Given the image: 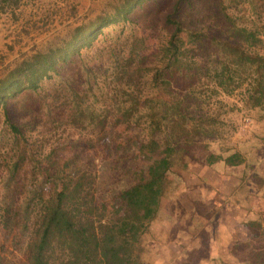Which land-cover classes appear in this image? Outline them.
Listing matches in <instances>:
<instances>
[{
	"label": "rangeland",
	"instance_id": "rangeland-1",
	"mask_svg": "<svg viewBox=\"0 0 264 264\" xmlns=\"http://www.w3.org/2000/svg\"><path fill=\"white\" fill-rule=\"evenodd\" d=\"M117 2L0 0V78ZM173 2L149 0L58 67L52 80L64 88L69 83L78 95L63 88L51 99L46 89L30 97L29 115L21 104L9 110L17 125L33 119L35 143L22 144L0 113V220L7 209L20 219L10 230L0 223V264H26L35 214L51 206L61 186L87 183V174L104 221L127 213L138 223L131 264H264V78L252 64L217 55L207 37H236L237 28L256 26L255 50L264 58V0L181 3L180 18L207 31L198 42L179 33L187 58L182 68L157 48L167 20L179 19ZM166 92L181 96L186 115L165 113L152 131L150 115L157 117ZM195 122L206 133L195 131ZM168 144L177 152L154 180L155 160ZM234 152L241 159L236 165L210 157Z\"/></svg>",
	"mask_w": 264,
	"mask_h": 264
},
{
	"label": "trees",
	"instance_id": "trees-1",
	"mask_svg": "<svg viewBox=\"0 0 264 264\" xmlns=\"http://www.w3.org/2000/svg\"><path fill=\"white\" fill-rule=\"evenodd\" d=\"M149 0H118L112 7L110 13L98 15L91 21L80 24L73 28L69 36L61 40L59 44L51 45L45 50H39L20 62L7 74L0 78V113L4 115L5 123L10 130L23 143L32 142V131L35 125L30 121H24L22 125L13 123L9 116V110L16 104H21L22 109H26L29 115L31 109L29 105L30 97L37 96L46 89H51L49 98L55 99L63 90V84H58L54 80V75L58 74V67L71 62L73 57L80 55L82 49L91 48L97 40L102 28L109 24H124L128 21L131 13L145 5ZM186 0H174L172 11L179 18L169 20L166 16L167 32L164 36L158 37V51L163 60H168L173 67H180L186 63L183 59L184 48L178 45V35L183 33L197 39L210 37V42L217 48V55L225 60L229 59L231 64H252L254 72L258 77L264 78V58L255 50L258 42L259 30L256 26L247 28L239 27L235 30L236 37L231 39L220 38L218 35L207 36V31L203 28H194L190 23L185 22L179 16L181 3ZM226 18L228 14L223 12ZM171 15V14H169ZM230 32V31H229ZM228 33V32H227ZM228 35V34H227ZM161 82V81H160ZM159 85V82H155ZM69 87H65L66 90ZM69 91L73 95H78L75 89L70 87ZM67 89V90H68ZM129 98L132 100V95ZM167 98L160 100L157 117L152 112L150 115V128L152 131L159 128V124L165 113L172 112L178 117L186 115L182 107L183 100L178 93L166 92ZM28 101V102H27ZM27 102V103H25ZM27 104V106H24ZM29 105V106H28ZM63 106V103H61ZM181 120L182 118H178ZM194 125V123H193ZM195 131L206 133L201 123L195 122ZM154 133V132H152ZM148 147L151 150L154 140L150 139ZM177 152L174 145H166L160 150L161 157L155 160L156 176L154 180L162 179L166 171L171 166V158ZM212 159H221L225 164L236 165L241 162L240 154L234 152L226 157L210 156ZM17 163L14 165L16 169ZM87 183L79 182L76 179L74 186H61L58 197H53L51 206H47L43 211L35 214V227L33 234L29 237L26 247V264H131V245L134 242V234L138 228V223L129 215L123 214L113 216V219L104 221L102 218L107 213L97 210L95 198L92 193V177L87 174ZM75 180H73L74 182ZM62 185V184H61ZM60 194V196H59ZM128 204H134L135 194L128 196ZM27 209L23 211L21 222H25ZM4 219L0 220L4 229L10 230L13 225L20 222L16 212L7 209Z\"/></svg>",
	"mask_w": 264,
	"mask_h": 264
}]
</instances>
